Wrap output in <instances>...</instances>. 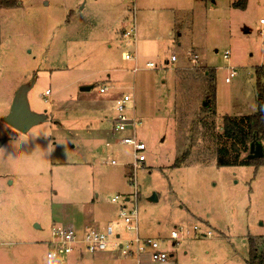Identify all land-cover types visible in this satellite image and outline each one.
Segmentation results:
<instances>
[{"label":"rangeland","instance_id":"1","mask_svg":"<svg viewBox=\"0 0 264 264\" xmlns=\"http://www.w3.org/2000/svg\"><path fill=\"white\" fill-rule=\"evenodd\" d=\"M242 1L0 0V264L73 263L47 259L53 229L118 222L127 198L174 264H247L250 239L264 252V165L219 166L223 118L254 115L264 86V0ZM25 85L47 119L23 134L3 120ZM124 95L142 122L136 168L113 131Z\"/></svg>","mask_w":264,"mask_h":264},{"label":"built area","instance_id":"2","mask_svg":"<svg viewBox=\"0 0 264 264\" xmlns=\"http://www.w3.org/2000/svg\"><path fill=\"white\" fill-rule=\"evenodd\" d=\"M134 2V1H133ZM133 12H135V5H133ZM136 18L130 30L123 31V37L135 40L136 38ZM263 24L264 21L262 20ZM226 52L224 58H228ZM125 61L135 62L136 56L132 54H125ZM177 58L173 55L170 62H176ZM148 68H155L156 65L152 62L147 63ZM139 69L135 68L134 72ZM236 71L230 69V75L226 78V83H230L235 77ZM107 88L100 89V93H106ZM51 93L47 91L45 96H50ZM132 101L131 97L124 95L116 100V117L113 121V131L115 134H123L124 137L120 139V143L128 145L133 149L134 165L138 167L141 163L145 162L143 143L138 139L137 132L142 122L135 116L129 118L126 115L128 104ZM115 165V161L111 162ZM120 197L113 199V203H117ZM131 199L122 200V205L119 210V221L109 224L105 230H99L91 227H86L82 232H78L75 228L60 227L52 231V240L50 243L51 250L47 253V259L50 261H57L60 256H68L76 252L79 247H82L85 252L91 255L102 253L109 248H115L119 251L120 256L125 258H137L140 262L141 259L146 258L154 264H165L169 260V252L165 249V245L169 240H157L150 237H143L139 229V217L137 206L134 205L132 209H128L127 204ZM182 230H175L171 233L170 241L178 242L180 239V232ZM195 233L202 237L211 236L208 232L206 235H200L199 229H194ZM264 244V240H263Z\"/></svg>","mask_w":264,"mask_h":264},{"label":"trees","instance_id":"3","mask_svg":"<svg viewBox=\"0 0 264 264\" xmlns=\"http://www.w3.org/2000/svg\"><path fill=\"white\" fill-rule=\"evenodd\" d=\"M6 6H10L9 1H5ZM247 0L236 3L235 8L245 10ZM213 73L210 78H212ZM208 110V111H207ZM209 112V109L202 108V113ZM221 141L219 166H249L259 168L264 165V158L247 159L252 145H263L264 143V86L259 81L257 84V112L246 117L223 118L222 134L219 136ZM248 153V154H247ZM243 154H246L243 156ZM189 157L186 152L184 159ZM249 260L247 264H264V252L262 245L257 247L256 241L250 239Z\"/></svg>","mask_w":264,"mask_h":264},{"label":"water","instance_id":"4","mask_svg":"<svg viewBox=\"0 0 264 264\" xmlns=\"http://www.w3.org/2000/svg\"><path fill=\"white\" fill-rule=\"evenodd\" d=\"M82 91H90L91 86L83 87ZM29 86H22L16 92L10 111L8 115L4 118V122L12 129L26 134L28 133L35 124L46 120V113L38 114L31 110L29 100H28ZM207 106V104H204ZM264 158V147L263 145H252L250 153L247 159H261ZM151 201H157L156 196L151 198ZM39 228V226H37Z\"/></svg>","mask_w":264,"mask_h":264},{"label":"crops","instance_id":"5","mask_svg":"<svg viewBox=\"0 0 264 264\" xmlns=\"http://www.w3.org/2000/svg\"><path fill=\"white\" fill-rule=\"evenodd\" d=\"M118 213H119V210H118ZM111 223H115V222H109V223H107V225H105L103 227L97 225L95 227V229L105 230V228ZM86 227H89V225L84 222L83 225H81L80 227H76L75 229L76 230L78 229L77 230L78 232H82ZM175 245H176V242L175 241L172 242V246L174 247ZM74 254H76L75 255V257H76L75 261L73 263H70V264H119V263L123 264V262H122L123 260L121 258H124V257L120 256L119 251H117V249H115V248H109L107 251L102 252V253H98L95 255L88 254L87 252H85V250L83 248H80L76 252H74L73 255ZM86 256H89L91 258L87 259ZM172 257H173V254L170 255L168 262L165 264H174V262H172V260H171ZM140 262H139L140 264H154V263L150 262L149 260H147L146 258L141 259Z\"/></svg>","mask_w":264,"mask_h":264},{"label":"clouds","instance_id":"6","mask_svg":"<svg viewBox=\"0 0 264 264\" xmlns=\"http://www.w3.org/2000/svg\"><path fill=\"white\" fill-rule=\"evenodd\" d=\"M54 149H52V151H53Z\"/></svg>","mask_w":264,"mask_h":264}]
</instances>
